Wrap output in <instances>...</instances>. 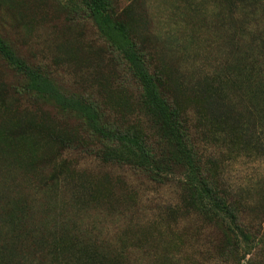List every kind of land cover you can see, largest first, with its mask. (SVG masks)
Instances as JSON below:
<instances>
[{"label": "rangeland", "instance_id": "374dc122", "mask_svg": "<svg viewBox=\"0 0 264 264\" xmlns=\"http://www.w3.org/2000/svg\"><path fill=\"white\" fill-rule=\"evenodd\" d=\"M105 2L244 243L178 184L114 164L111 151L126 153L28 92L0 58V264H264V0ZM0 41L107 130L164 146L81 0H0Z\"/></svg>", "mask_w": 264, "mask_h": 264}, {"label": "trees", "instance_id": "16d2710c", "mask_svg": "<svg viewBox=\"0 0 264 264\" xmlns=\"http://www.w3.org/2000/svg\"><path fill=\"white\" fill-rule=\"evenodd\" d=\"M97 33L121 56L139 83L145 103L150 107L159 128L164 146L155 152L149 151L137 139L121 135L103 127L99 115L90 106L79 100L66 98L51 82L37 71L29 68L0 41V58L27 81V91L46 98L59 110L83 119L87 130L97 139L109 144L121 153H109V160L116 165L129 166L139 170L153 183H176L183 192L194 197L201 212L210 215L225 235H233L240 243L242 234L230 208L213 193L191 158L183 136L177 126L175 115L161 97L158 86L148 73L134 44L123 26L109 15L105 0H81ZM161 143L158 145V147Z\"/></svg>", "mask_w": 264, "mask_h": 264}]
</instances>
